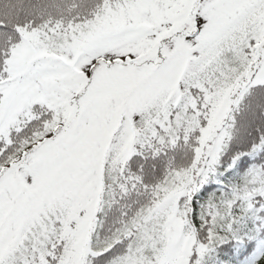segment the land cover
Listing matches in <instances>:
<instances>
[{
	"label": "snow or ice",
	"instance_id": "1",
	"mask_svg": "<svg viewBox=\"0 0 264 264\" xmlns=\"http://www.w3.org/2000/svg\"><path fill=\"white\" fill-rule=\"evenodd\" d=\"M0 264H264V0H0Z\"/></svg>",
	"mask_w": 264,
	"mask_h": 264
}]
</instances>
